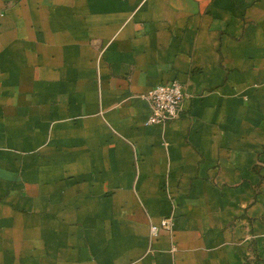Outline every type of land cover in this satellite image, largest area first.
I'll return each mask as SVG.
<instances>
[{
  "label": "crops",
  "instance_id": "1",
  "mask_svg": "<svg viewBox=\"0 0 264 264\" xmlns=\"http://www.w3.org/2000/svg\"><path fill=\"white\" fill-rule=\"evenodd\" d=\"M0 264H264V0H0Z\"/></svg>",
  "mask_w": 264,
  "mask_h": 264
},
{
  "label": "built area",
  "instance_id": "2",
  "mask_svg": "<svg viewBox=\"0 0 264 264\" xmlns=\"http://www.w3.org/2000/svg\"><path fill=\"white\" fill-rule=\"evenodd\" d=\"M149 109L146 124L164 123L179 116L181 112L182 100L184 98L183 85L177 80H171L166 83H159L142 94ZM168 220H162L161 224L166 226ZM152 226V233L156 231Z\"/></svg>",
  "mask_w": 264,
  "mask_h": 264
}]
</instances>
